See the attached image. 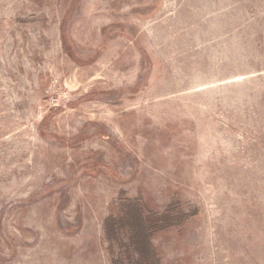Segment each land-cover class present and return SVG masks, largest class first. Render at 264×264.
<instances>
[{
  "label": "rangeland",
  "instance_id": "rangeland-1",
  "mask_svg": "<svg viewBox=\"0 0 264 264\" xmlns=\"http://www.w3.org/2000/svg\"><path fill=\"white\" fill-rule=\"evenodd\" d=\"M140 197L162 264H264V0H0V264H112Z\"/></svg>",
  "mask_w": 264,
  "mask_h": 264
},
{
  "label": "trees",
  "instance_id": "trees-1",
  "mask_svg": "<svg viewBox=\"0 0 264 264\" xmlns=\"http://www.w3.org/2000/svg\"><path fill=\"white\" fill-rule=\"evenodd\" d=\"M170 220L169 213L149 211L141 197L124 199L120 209L104 223L107 240L120 248L112 264H162L152 238L156 232L172 226Z\"/></svg>",
  "mask_w": 264,
  "mask_h": 264
}]
</instances>
